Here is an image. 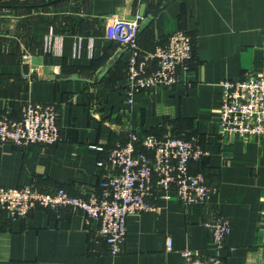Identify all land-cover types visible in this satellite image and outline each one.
Returning a JSON list of instances; mask_svg holds the SVG:
<instances>
[{
    "label": "crops",
    "instance_id": "obj_1",
    "mask_svg": "<svg viewBox=\"0 0 264 264\" xmlns=\"http://www.w3.org/2000/svg\"><path fill=\"white\" fill-rule=\"evenodd\" d=\"M138 16L150 19L140 26L142 48L165 45L181 29L194 52L183 82L136 92L130 103V50L107 29ZM251 71L264 74V0H0V115L21 119L29 101L53 103L61 133L56 144L0 143V186L100 192L98 161L135 131L197 137L209 154L191 170L214 188L192 204L175 189L155 190L151 209L128 216L117 255L82 211L39 206L13 220L0 208V264H187L184 249L264 264V137L218 123L220 82ZM213 211L231 223L219 252L204 225Z\"/></svg>",
    "mask_w": 264,
    "mask_h": 264
},
{
    "label": "built area",
    "instance_id": "obj_2",
    "mask_svg": "<svg viewBox=\"0 0 264 264\" xmlns=\"http://www.w3.org/2000/svg\"><path fill=\"white\" fill-rule=\"evenodd\" d=\"M143 19L138 16L132 21L116 20L107 29L110 38L130 50L126 90L130 103L134 102L136 92L157 86L171 88L183 82L180 73L190 69L194 52L193 37L181 29L171 32L165 45L159 44L153 50L142 48L138 35ZM54 42L52 51L59 53V39ZM219 85L221 128L241 136L264 137V74L251 71L242 79H225ZM58 115L55 104L39 101L26 103L21 119L1 114L0 143L56 144L61 140ZM208 154L197 137L188 138L173 132L160 137L133 131L126 141L115 142L106 157L98 161L104 170L100 192L94 190L86 197L75 195L65 187L44 190L35 183L0 186V208L13 220L25 218L39 206L54 211L64 207L82 211L89 219L99 222L98 236L108 244L110 253L117 255L125 243L128 216L151 209L150 198L155 190L175 189L177 196L187 204L208 200L214 188L204 173L191 170L193 161H200ZM204 225L210 232L213 249L221 251L231 232L230 221L213 211ZM172 246V239L168 238V249ZM182 254L187 264H228L218 253L203 257L196 251L184 249Z\"/></svg>",
    "mask_w": 264,
    "mask_h": 264
},
{
    "label": "water",
    "instance_id": "obj_3",
    "mask_svg": "<svg viewBox=\"0 0 264 264\" xmlns=\"http://www.w3.org/2000/svg\"><path fill=\"white\" fill-rule=\"evenodd\" d=\"M149 21H150V19H146V21H144L143 24L148 23ZM143 24H142V26H143Z\"/></svg>",
    "mask_w": 264,
    "mask_h": 264
},
{
    "label": "trees",
    "instance_id": "obj_4",
    "mask_svg": "<svg viewBox=\"0 0 264 264\" xmlns=\"http://www.w3.org/2000/svg\"><path fill=\"white\" fill-rule=\"evenodd\" d=\"M148 50H150V49H148ZM127 67H128V65H127ZM188 138H190V137H188ZM203 160V159H202ZM201 161V160H200Z\"/></svg>",
    "mask_w": 264,
    "mask_h": 264
}]
</instances>
